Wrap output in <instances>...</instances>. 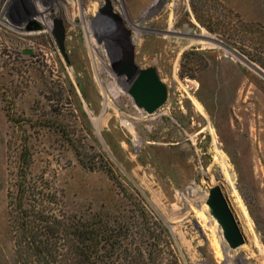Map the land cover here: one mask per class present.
I'll return each mask as SVG.
<instances>
[{"label": "rangeland", "instance_id": "rangeland-1", "mask_svg": "<svg viewBox=\"0 0 264 264\" xmlns=\"http://www.w3.org/2000/svg\"><path fill=\"white\" fill-rule=\"evenodd\" d=\"M201 32L219 45H191ZM130 56L166 86L152 114L115 73ZM261 73L264 0H0V264H22L21 183L33 216L126 223L146 264H264ZM214 186L238 249L206 205Z\"/></svg>", "mask_w": 264, "mask_h": 264}, {"label": "trees", "instance_id": "trees-1", "mask_svg": "<svg viewBox=\"0 0 264 264\" xmlns=\"http://www.w3.org/2000/svg\"><path fill=\"white\" fill-rule=\"evenodd\" d=\"M18 194L16 246L22 264H146L142 251L130 252L126 223H111L99 215L86 219L33 216L23 208V183Z\"/></svg>", "mask_w": 264, "mask_h": 264}, {"label": "water", "instance_id": "water-1", "mask_svg": "<svg viewBox=\"0 0 264 264\" xmlns=\"http://www.w3.org/2000/svg\"><path fill=\"white\" fill-rule=\"evenodd\" d=\"M55 36L58 47L61 53L64 54L63 28L57 26ZM192 39L199 40L198 36H193ZM210 43L219 45L216 40L214 43L213 41ZM115 73L119 78H126L127 94L133 100L135 106L144 110L147 114L154 113L166 103V86L160 81L154 68L141 69L136 66L132 56H130L119 68L115 69ZM206 205L211 216L219 225L223 239L229 248L235 250L241 247L244 244V239L221 187L214 186L209 189Z\"/></svg>", "mask_w": 264, "mask_h": 264}, {"label": "bare ground", "instance_id": "bare-ground-1", "mask_svg": "<svg viewBox=\"0 0 264 264\" xmlns=\"http://www.w3.org/2000/svg\"><path fill=\"white\" fill-rule=\"evenodd\" d=\"M81 16H82V13H81ZM45 18H46V16H45V12H42L41 14H40V23L41 24H46V20H45ZM178 34V33H177ZM88 37V36H87ZM198 38H199V40H190L189 42H190V44L191 45H193V44H197V43H201L202 45H210V44H208V43H210L211 41H213V43H214V39H212L211 37H209L207 34H204V33H202L201 32V34L198 36ZM207 41H210V42H207ZM214 45H216V44H214ZM217 46V45H216ZM88 47H90V46H88ZM91 51V50H90ZM247 65V64H246ZM247 66H249V65H247ZM249 67H251V66H249ZM253 70H255V71H257L256 69H254L253 67H251ZM258 72V71H257ZM261 76H263L264 77V75L261 73ZM225 159L224 158H222V157H220L219 156V163H220V165H221V169H222V171H223V173H224V182H225V185L229 188V189H231L232 190V183H233V181H232V179H231V177H230V175H229V173H228V165H226V163H225V161H224ZM218 163V164H219ZM224 194V193H223ZM226 198V197H225ZM244 245V244H243Z\"/></svg>", "mask_w": 264, "mask_h": 264}]
</instances>
